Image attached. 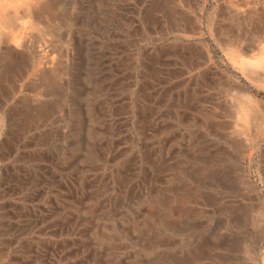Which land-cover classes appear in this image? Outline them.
<instances>
[{"label":"rangeland","instance_id":"1","mask_svg":"<svg viewBox=\"0 0 264 264\" xmlns=\"http://www.w3.org/2000/svg\"><path fill=\"white\" fill-rule=\"evenodd\" d=\"M81 2L43 42L80 32L69 72L0 80V264H264V130L226 90L264 87L220 45L258 57L264 0Z\"/></svg>","mask_w":264,"mask_h":264},{"label":"bare ground","instance_id":"2","mask_svg":"<svg viewBox=\"0 0 264 264\" xmlns=\"http://www.w3.org/2000/svg\"><path fill=\"white\" fill-rule=\"evenodd\" d=\"M81 1L82 0H0V80L6 82L7 84V81H9V78L15 72H17V69L23 66L25 67L29 65L31 66L32 70L36 71V78H37L36 82L38 83V85L39 84L46 85L47 83H51V79L53 77L54 78L61 77L67 72H69L70 66H67L69 63L68 61H72V60L74 61V59L79 57L78 56L79 52H77L76 45H74V43L76 44V42L83 39L80 32L75 31L74 33H71V34L67 33V35H65L66 38L69 35L72 37L71 46H74V47L72 50L62 49L61 51H59L58 52L59 57L57 58L58 59L57 61H55L53 58L52 60H50L49 56L47 55L46 51L43 48V42L47 41V38L55 31V28L61 25V23H68L69 21H72L73 25L79 26V23H78L79 16H80L79 10H81L80 6L83 3ZM94 1L95 0H89L90 5H92ZM167 1H170V0H167ZM213 30L214 32H217L216 27ZM33 31H36L37 36H38V40L37 38H35V42L36 43L40 42L36 46L32 45L31 43V42H34L33 41V37H34ZM57 42H59V40ZM220 45L222 46L229 60H231L232 63L236 65L237 68L240 70L242 76L246 77L249 81L257 82L256 85L264 87V50L260 52L257 58H254L253 60H246V59H241L242 55H245L247 52V49H246L247 47L245 44H243L242 41L240 42V40L233 39V37L229 35L227 38L224 39L223 42H220ZM247 46L249 47V45ZM61 61H65V62H61ZM62 63H64L65 66ZM75 64L73 62L72 65H75ZM17 76L19 78V75ZM35 84L36 83H34V85ZM11 85L9 83V86ZM5 88H7V86ZM204 89L202 87L201 92L204 91ZM226 90H228V92H231V94L233 95V98L236 101L235 106H236V110L238 114L237 127L245 130L247 129L248 126L250 127V126L258 125L259 130L261 129L264 130L263 129L264 128V101L256 97L253 93H251L250 87H245L243 85L241 86V85H237L235 83L230 82L229 86L226 87ZM196 104L197 105L201 104V102L196 101ZM40 108L41 109L38 108V110L36 111H42L43 113V110L45 109L47 110L48 106L43 105L44 109H42V107ZM38 114H41V113H38ZM243 183L247 187L251 188L252 184L245 175H244ZM262 211L259 212L261 216L259 218V220L261 221L260 222L261 225L258 227L260 228L259 236H261L264 239V215H262L261 213Z\"/></svg>","mask_w":264,"mask_h":264}]
</instances>
